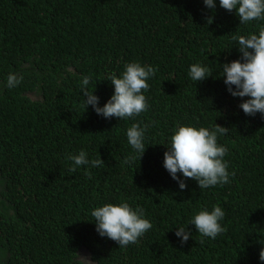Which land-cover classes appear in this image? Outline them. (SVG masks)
Here are the masks:
<instances>
[{"label":"trees","instance_id":"16d2710c","mask_svg":"<svg viewBox=\"0 0 264 264\" xmlns=\"http://www.w3.org/2000/svg\"><path fill=\"white\" fill-rule=\"evenodd\" d=\"M214 3L0 0V264H262L264 118L244 114L248 97L227 91L221 65L240 59L232 36L258 35L264 19L240 24ZM129 63L157 70L142 91L147 110L118 120L86 109L84 93L103 107L114 94L108 77ZM193 64L209 78L193 81ZM132 124L145 128L146 150L125 164L139 156L127 142ZM216 124L229 129L217 143L235 176L202 190L187 179L181 190L163 167L171 137ZM81 150L104 165L70 171ZM122 202L152 224L127 247L100 237L91 215ZM214 206L226 231L202 237L189 222ZM179 227L191 231L183 245Z\"/></svg>","mask_w":264,"mask_h":264},{"label":"clouds","instance_id":"9594fccd","mask_svg":"<svg viewBox=\"0 0 264 264\" xmlns=\"http://www.w3.org/2000/svg\"><path fill=\"white\" fill-rule=\"evenodd\" d=\"M209 10H214V0H203ZM221 8L232 12L239 19L240 24L253 20L264 19V0H219ZM213 22V17H207V24ZM232 39L238 41L240 59L225 63L222 67V77L227 91L233 97L243 98L239 107L245 115L255 116L260 113L264 118V27L259 34L248 37L233 35ZM156 69L152 66H141L139 63L125 65V71L118 78L115 74L108 77L114 86V94L103 106L99 107V98L93 93H84V106H91L97 115L105 119L113 117L118 120L132 118L147 110L146 97L142 91L149 89L148 79L155 75ZM209 68L200 64H193L189 69V76L195 82H202L209 78ZM90 77H84L82 84L87 86ZM235 88V90H234ZM229 129L216 124L213 131L207 128L179 126L171 137L170 146L164 153L163 167L175 180L181 190L186 189L185 181L192 179L200 190L229 183V177L235 173L228 172V164L224 161L227 148L217 143V134H226ZM145 128L139 124H132L127 129V142L139 156H128L125 164L133 163L137 158L141 160L146 148L144 147ZM72 161L70 171L75 172L77 167L88 165L100 167L104 165L101 158L89 160L87 154L81 150L78 155L68 157ZM182 174L181 179L177 174ZM86 175L90 173L86 172ZM91 215L94 217L95 230L100 237H106L118 244L127 247L138 242L152 224L144 217L143 209H133L127 202L119 205L107 204L95 208ZM224 218V211L219 206H214L211 212L202 210L190 220L189 225L195 227L202 236L215 239L226 231L220 221ZM175 235L180 238L183 245L191 238V231L179 227ZM203 243V240H201ZM259 260L264 264V247L259 252Z\"/></svg>","mask_w":264,"mask_h":264}]
</instances>
